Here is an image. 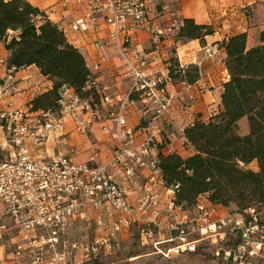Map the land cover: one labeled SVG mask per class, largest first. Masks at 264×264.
<instances>
[{
  "label": "built area",
  "instance_id": "obj_1",
  "mask_svg": "<svg viewBox=\"0 0 264 264\" xmlns=\"http://www.w3.org/2000/svg\"><path fill=\"white\" fill-rule=\"evenodd\" d=\"M86 2L85 15L68 25V33L95 30L99 19L104 18L110 26L107 41L127 66L121 82L129 79L130 87L123 94L107 83L92 81L91 86L98 87L101 107L79 96L72 87L63 86L57 114L43 110L34 116L14 107L0 111V117L11 123L10 142L14 149L9 160L0 161V233L8 219L25 245L37 240L57 242L74 218L86 220L89 214H96L98 222L102 215L110 217L113 235L130 225L138 227L145 236L142 243L152 246L153 252L163 258L194 252L198 241L210 239L216 245L213 255L224 261L221 264H264V207L219 215L222 205L200 197L193 210H186L176 202L174 189L166 186L158 166L157 144L162 133L155 121L168 111L173 82L167 73L148 70L147 54L138 47L132 32H147L151 45L159 48L164 38L176 34L183 25L173 7L176 1L161 3L159 14L153 13L149 0ZM46 12L52 19L56 9L50 7ZM162 16L166 22L160 19ZM59 25L67 34L65 26ZM103 44V40L96 42V46ZM206 52L209 57L217 55L213 46L206 47ZM4 61L1 59L0 64ZM99 66L101 63L90 67L98 70ZM2 67L4 91L16 92V72L21 68ZM137 104L154 110L150 126L129 124L128 109ZM99 121L113 124L110 127L102 123V130L114 140L113 151L107 157L98 152L97 159H93L96 162L88 163L68 155L49 160L34 153V147L46 144L53 133L91 136ZM67 123L71 127L67 128ZM143 133L145 138L139 140ZM159 188L170 192L165 200ZM161 213L168 222L169 234L156 239L148 229L161 232ZM106 244L111 246L110 242ZM116 244L120 245V241ZM90 254L87 250L85 256Z\"/></svg>",
  "mask_w": 264,
  "mask_h": 264
},
{
  "label": "trees",
  "instance_id": "obj_2",
  "mask_svg": "<svg viewBox=\"0 0 264 264\" xmlns=\"http://www.w3.org/2000/svg\"><path fill=\"white\" fill-rule=\"evenodd\" d=\"M213 32L210 24L184 18L180 30L169 37L173 47L168 49L164 65L173 84L188 87L200 80L198 65L182 64L174 54L177 46L192 39L204 42ZM0 41L8 51L3 58L8 66L35 65L52 82L50 88L32 98V111L57 114L63 86L72 87L79 96L101 107L98 87L91 86L94 80L104 83L98 80L99 72L89 66L84 53L69 41L46 10L29 0H0ZM221 45L229 79L223 83L221 107L208 120L195 118L184 126L183 144L191 153L165 151L169 141L165 130L172 124L166 121L162 128L159 126L162 140L157 144L158 166L166 186L174 189L176 202L186 210H193L201 196L225 208H238L231 211L264 207V29L254 43H249L247 32H241ZM155 48L152 45L150 50ZM125 82L130 87L129 79ZM135 107L140 115L136 127L150 126L154 110L142 104ZM241 125L248 127L246 133L240 132ZM253 161L257 169L248 167ZM133 230V236L138 237V229Z\"/></svg>",
  "mask_w": 264,
  "mask_h": 264
},
{
  "label": "crops",
  "instance_id": "obj_3",
  "mask_svg": "<svg viewBox=\"0 0 264 264\" xmlns=\"http://www.w3.org/2000/svg\"><path fill=\"white\" fill-rule=\"evenodd\" d=\"M29 1L41 10L54 7L56 14L51 20L65 26L67 38L84 53L89 66L95 63H101L98 70L94 69L96 72H99L100 77L98 80L109 84L114 90L121 91L123 94L126 93L129 88L128 83L124 80L121 82V80L122 75L127 71V66L114 45L107 41L110 26L106 23L105 19H99L95 30L68 33V25L85 15L87 0ZM164 1L166 0H149L151 6L154 8V14H159L158 10H160V5ZM175 1L173 7L178 10L177 15L182 20L184 18H193L199 24H210L214 28L212 34L205 36L204 42L200 39H192L177 46L174 54L182 64H197L200 72V80L191 87H185L182 84H173L170 87L173 99L169 110L155 121L157 126L161 128L166 121H170L172 124L169 129L165 130L169 141H167L164 150L167 152L176 151L182 155H187L191 153V149H184L181 146L184 140L182 136L184 126L195 118L208 120L210 115L221 107L223 83L229 79L225 65L226 53L221 45L222 41L231 35L247 32L249 35V43H254L258 32L264 29V0ZM160 19L166 22L165 16H162ZM132 36L138 47L145 50L147 54L148 70L155 74L166 73L167 69L164 65V59L167 56L168 49L173 47V41L169 38L164 39L160 43L159 48L150 50L152 45L147 32L136 30L132 32ZM75 39L79 41L76 42ZM98 40H103L104 44L96 46ZM208 46H213L217 50L216 56L209 57L207 55L206 47ZM7 55L8 51L5 49L4 43L0 41V58H6ZM16 77L22 89L16 95L18 96L16 102L19 105L26 102L28 104L36 94L52 86V82L41 75L35 65H30L19 70L16 73ZM128 122L131 126H138L140 122V115L135 106L128 109ZM102 123L104 122H96L94 133L91 136L82 137L85 141L91 137L93 143L97 142L96 146H98L97 144L106 145L102 150L107 155H110L114 148V140L111 134L105 133L102 130ZM106 123L110 127L113 126L111 121H106ZM69 127H71V123H67V128ZM175 134H177V138ZM61 135L62 133L59 132L53 133L50 139H56ZM99 136L104 137L101 138ZM144 138V133L139 135V140ZM110 139H112L113 145L109 148L108 146L110 144H108V141ZM91 158L93 157L87 156L84 161L88 163L96 162V160ZM158 190L162 193L163 200H165V189L159 188Z\"/></svg>",
  "mask_w": 264,
  "mask_h": 264
},
{
  "label": "rangeland",
  "instance_id": "obj_4",
  "mask_svg": "<svg viewBox=\"0 0 264 264\" xmlns=\"http://www.w3.org/2000/svg\"><path fill=\"white\" fill-rule=\"evenodd\" d=\"M2 66L8 65L5 61L0 64V76L3 79L2 83H0V111L6 107H14L37 116V112L32 111L31 101L22 105L16 102L18 97L16 95L22 90L18 79V90L16 92L4 91L5 71ZM104 123L108 125L106 121ZM10 125V122L0 117V161L9 160L14 153L10 142ZM247 131L248 127L241 125L240 132L246 133ZM175 136L177 138V134ZM99 137L103 138L104 136ZM96 143H93L91 137L85 141L80 135L64 133V135L56 139L48 140L46 144L35 146L34 153L39 156H45L49 160H52L57 155H68L82 162H86L84 160L87 156L93 157L91 159H97L98 152L107 157L106 152L102 150L106 145L97 144L98 146H96ZM108 144H110L109 148L112 147V139L108 141ZM181 146L186 149L183 142ZM248 167L252 169L258 168L255 161L251 162ZM164 195L168 197L170 192L164 190ZM201 198H206V196H201ZM236 209L238 208L235 205H231L229 208L221 207L217 212L219 215H224ZM163 215L161 213L158 216L161 220L160 233L152 228L148 229L155 233L156 239L166 237L169 234L168 222ZM101 217V222H98L96 214H89L86 220L74 218L69 222L66 233L60 235L57 242L48 241L44 243L37 240L33 245H25L14 223L6 219L7 227L0 233V264H221L224 262L213 255L216 245L210 239L198 241L194 252H184L169 259L163 258L153 252L152 246L142 243V239L145 236L141 235L140 230H138V237L133 236V232L136 231L133 230V227L136 226L130 225L113 235L112 220L104 215ZM48 237L45 239H48ZM117 241H120V245L116 244ZM106 242H110L111 246H108ZM19 243H21V247L18 248ZM87 250L91 252L88 257L85 256Z\"/></svg>",
  "mask_w": 264,
  "mask_h": 264
}]
</instances>
